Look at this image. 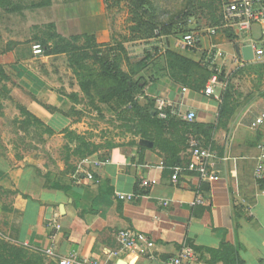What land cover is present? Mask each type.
Here are the masks:
<instances>
[{
    "label": "crops",
    "instance_id": "1",
    "mask_svg": "<svg viewBox=\"0 0 264 264\" xmlns=\"http://www.w3.org/2000/svg\"><path fill=\"white\" fill-rule=\"evenodd\" d=\"M235 34L212 43L222 53L219 71L225 73L214 86V96L184 92L169 78L165 62L159 74L143 83L156 99L180 104L183 111L196 113L197 123L213 129L208 146L216 156L214 182L201 183L189 172L178 184L172 181L173 169L191 161L189 137L205 142L193 131L186 143L182 127L169 130L163 138L168 148L137 129L116 142L98 136L85 118L73 121L66 113L47 117L27 102L32 114L54 132L45 136L59 137L62 154L54 158L50 145L48 160L36 155L18 159L11 151L7 157L0 155V234L45 253L53 248L55 256L46 254L44 264H59L71 253L102 264H167L184 247L194 251L195 264H223L208 252L223 243L233 246L245 264H264V180L256 176L259 159L264 162V124L252 127L264 114V61L242 57L260 28ZM174 52L197 63L206 53ZM37 87L50 91L40 82H28L34 96L37 91L43 97ZM226 93L229 111L221 116ZM75 94H82L80 86ZM68 97L61 102L72 106ZM45 101L50 104L51 95ZM175 157L177 166L171 168ZM120 195L133 198L120 200ZM199 197L203 204L193 206ZM125 230L150 239L147 255L121 252L118 233Z\"/></svg>",
    "mask_w": 264,
    "mask_h": 264
},
{
    "label": "rangeland",
    "instance_id": "2",
    "mask_svg": "<svg viewBox=\"0 0 264 264\" xmlns=\"http://www.w3.org/2000/svg\"><path fill=\"white\" fill-rule=\"evenodd\" d=\"M150 1L155 8L150 17L142 16L138 0H11L8 8L0 6V155L7 157L11 151L18 159L36 155L48 160L50 154L46 149L50 145L54 158L62 154L59 137L45 136V128L39 125H23L29 119L19 107L34 116L27 102L38 106L47 117L66 113L73 121L85 118L89 127L98 131V136L116 142L134 133L136 126L124 120L125 109H117L116 103L101 104L92 94L98 100L93 103L83 92L75 94L79 91L80 66L99 67L94 60H84L79 65L77 55L83 57L87 53L95 57L97 54L118 60L126 72L140 70L138 66L144 62L142 70L133 76L135 82L143 85L164 69V54L169 50L178 51V43L186 32H194L202 39L200 49L194 53L208 52L218 37H237L235 30L225 27L221 0ZM189 14L192 19L185 26H169L178 15ZM156 28H164L167 35L148 38ZM212 29L217 30L214 37L209 34ZM54 35L61 36L78 50L48 55L45 48H53L57 43ZM37 46L41 47L40 55L35 54ZM34 81L51 92L45 94L37 87L43 97L37 91L34 96V90L27 88L28 82ZM145 92L155 104L154 95L148 89ZM13 93L16 98L12 97ZM50 95L51 103L47 104L45 99ZM67 96L71 97L68 98L72 106L61 102ZM136 98L143 106L149 102L141 94ZM57 119L54 126L59 128Z\"/></svg>",
    "mask_w": 264,
    "mask_h": 264
},
{
    "label": "trees",
    "instance_id": "3",
    "mask_svg": "<svg viewBox=\"0 0 264 264\" xmlns=\"http://www.w3.org/2000/svg\"><path fill=\"white\" fill-rule=\"evenodd\" d=\"M226 1L227 0H221L222 7ZM138 2L143 11V17H150L154 14L155 8L150 0H138ZM10 5L11 0H0V6L2 8L6 9ZM185 18L187 22L185 21ZM191 19L192 15L190 14L187 17L184 15H178L169 26L171 28H180L181 26H185V23H188V20L190 21ZM165 28L167 27L165 26ZM152 32L154 35L151 34L148 38H157L167 35L164 28H156ZM189 33L193 32L189 31L184 35ZM53 40H57L55 47L45 48V50L48 51V55L71 54L69 50H78L76 47L72 46L70 42L61 38V36L54 35ZM77 57L79 65L84 60H94L95 64L99 66L96 68H92L87 64L80 66L82 72L80 73L79 71L78 84L84 95L91 99L93 103L98 101L95 100L97 98L93 97V95H95L100 99L99 102H101V104L110 106L111 104L116 103L117 109H125L123 112L124 120L134 124L137 132H142L145 138L150 139L153 142L157 141L156 138L163 140L164 136L169 134V130L182 127L184 129L182 136L186 139V143L188 141V136L192 134L190 131H193L195 134L197 133L203 137V141H205L204 143L207 146L213 144V129H208V127L202 123H197L196 121L193 123H187L176 118H169L167 120L159 119L158 113L155 111V104L145 92L147 83L140 85V82H135L133 80V76L137 75V73L142 70L141 67H144V62L138 66L140 70L135 71L132 69L131 71L126 72L120 68L118 60H111L97 54L95 57H90L87 53H85L83 57H80L79 55H77ZM164 60L169 78L185 89H189L192 93L199 94L204 92L214 75H218L219 78H224L225 75L224 72H221L220 74L218 66H211L205 61L206 54H204L201 61L197 63L169 50L164 54ZM140 94L142 98L149 101L146 106L141 105L137 100L136 96ZM228 98L229 93H226L221 107V116H224L229 111L227 103ZM19 109L21 110V113L29 119L27 122L23 123V125H29L31 127L32 125H39L45 128L44 134L53 135L54 132L50 128L45 127L46 125L42 121L31 115V113L25 108L19 107ZM30 119H33L34 123H31ZM198 140L201 141L202 139L198 138ZM163 142L165 148H168V142H165L164 140ZM188 148L189 147H187V149ZM177 163L178 159L175 157V164L171 168L177 166ZM208 252L211 253L215 263L245 264L241 260L238 251L233 246L226 243H223L219 250H208ZM46 257L47 255L45 252L15 244L6 236L0 234V264H44V259Z\"/></svg>",
    "mask_w": 264,
    "mask_h": 264
},
{
    "label": "built area",
    "instance_id": "4",
    "mask_svg": "<svg viewBox=\"0 0 264 264\" xmlns=\"http://www.w3.org/2000/svg\"><path fill=\"white\" fill-rule=\"evenodd\" d=\"M224 22L226 29H233L240 34H250L253 29L260 28V36L252 44L254 55L264 61V0H236L226 1L223 5ZM211 37L217 35V30L212 29L209 31ZM202 39L196 33H189L184 35L178 43L180 51H197L200 49ZM42 52L41 47H35V54L40 55ZM206 54V62L211 66H218V61L222 58V53L217 47H211V49L203 53ZM218 75H214L211 78L210 85L203 92L205 95L214 96V86L218 83ZM187 92V89L183 90ZM155 111L158 113V117L161 120H167L169 118L180 119L187 123H193L197 119V115L194 112L183 111L180 104L169 101L163 98H157L155 102ZM264 124V114L252 124L254 129ZM189 157L190 163L182 166H177L173 170L172 181L175 184L179 183L181 175L189 172L194 173L199 177L201 183L214 182L216 180V174L213 171L212 162L216 156L212 152L211 146H207L196 137L190 136ZM261 150H264V145L260 146ZM256 176L259 180H264V162L259 159L257 165ZM93 179L91 175L88 177ZM120 200H132L133 196L120 195ZM203 204L202 199L199 197L193 206ZM56 230H60L58 225L54 226ZM118 240L121 244V252H132L138 255L145 256L149 253L151 248L150 239L142 233H137L131 230H125L118 233ZM46 254L48 256H55L54 249H49ZM120 252H116L115 255H119ZM59 264H102L95 260H83L77 253H71L68 257L62 259ZM115 264H120L116 262ZM167 264H195V253L190 247H184L181 252L172 257Z\"/></svg>",
    "mask_w": 264,
    "mask_h": 264
},
{
    "label": "water",
    "instance_id": "5",
    "mask_svg": "<svg viewBox=\"0 0 264 264\" xmlns=\"http://www.w3.org/2000/svg\"><path fill=\"white\" fill-rule=\"evenodd\" d=\"M242 57L246 62L253 61L255 59L254 51L252 46H246L242 49Z\"/></svg>",
    "mask_w": 264,
    "mask_h": 264
}]
</instances>
